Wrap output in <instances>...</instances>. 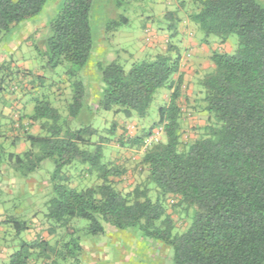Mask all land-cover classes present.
<instances>
[{
	"label": "trees",
	"instance_id": "trees-1",
	"mask_svg": "<svg viewBox=\"0 0 264 264\" xmlns=\"http://www.w3.org/2000/svg\"><path fill=\"white\" fill-rule=\"evenodd\" d=\"M46 1L0 0V40L38 16ZM93 2L64 0L49 24L46 68L71 65L64 73L71 88L65 114L47 99H35L32 111L26 113L23 102L17 113L9 111L5 116L3 108L12 110L14 102L32 89L20 84L21 71L17 84L11 86L16 69L12 60L0 65V129L16 132L13 146L21 141L28 144L21 153L8 154L6 171L27 178L45 161L53 165L42 218L49 239L23 240L8 254V243L1 238L7 232H0V264H30L34 255L44 264L60 260L79 264L82 237L104 235L108 227L133 230L142 239L170 247L173 264H264V8L257 0H176L177 9L167 14L169 39L164 51L135 61L128 70L117 60L98 63L101 97L96 111L122 114L125 120L135 117L141 125L156 92L162 88L169 92L158 108L157 121L132 137L118 139L123 148L142 150L137 165L145 174V183L123 193L113 180L122 177L125 169L103 162L110 139L89 123L81 124L86 96L81 74L93 50ZM184 20L201 34L200 42L206 46L213 42L210 38L220 44L232 35L237 38L234 51L210 52L211 68L195 83L197 105L192 107L205 114V125L194 128L196 136L185 142L182 129L191 112L181 94L182 47L174 42ZM128 22L120 15L107 22L105 32H116ZM34 80L41 85L42 77ZM75 124L80 126L73 128ZM33 126L37 133L30 131ZM157 129L160 137L149 140ZM75 163L95 177L93 185H69L63 171ZM169 198L177 201L172 213L177 212L186 225L192 214L181 233L174 232ZM78 220L85 225H75ZM0 227L19 236L30 230L31 222L10 215Z\"/></svg>",
	"mask_w": 264,
	"mask_h": 264
},
{
	"label": "rangeland",
	"instance_id": "rangeland-1",
	"mask_svg": "<svg viewBox=\"0 0 264 264\" xmlns=\"http://www.w3.org/2000/svg\"><path fill=\"white\" fill-rule=\"evenodd\" d=\"M63 2L64 0H47L38 16L20 23L0 40V65L12 60L16 66L13 82H10L11 86L17 84V72L21 71L18 78L20 84L26 85L27 89H32L22 98V101L26 103V113L32 111L35 99H47L62 114H65L66 106L71 101L70 84L67 81V83L64 82V73L71 65L63 63L55 69H49L46 68L47 60L44 57L46 40L50 35L49 24L59 13ZM168 2L169 0H94L90 12L93 50L81 74L86 92L84 118L81 119V124L89 123L104 137L110 139L105 145L103 162L112 161L125 169L122 177L113 180L115 187L123 193L129 192L135 185L145 183V174L139 171L137 165L142 150L123 148L118 144V139L132 137L140 131L141 127L148 128L158 120V108L164 104L162 93L165 89L162 88L156 92L147 116L140 120L141 125L133 120L135 117L125 120L122 114H114L112 111H96L101 97L97 65L117 60L125 70H128L135 61L164 51L169 39V32L166 28L170 24V19L167 14L177 9L176 0L173 4ZM257 3L264 8V0H257ZM120 15L128 17L127 25H122L116 32L106 33L107 22L118 20ZM178 15L181 19L184 18L181 11ZM145 28H149V32L145 33ZM179 28H181V23L178 25ZM195 35L199 38L201 34L196 30ZM159 37L162 38L159 39ZM178 39L177 37L174 42L177 43ZM210 39L213 42H219L216 38ZM228 44L231 48L229 52L234 51L237 45L235 35L229 37ZM34 77H42L41 85L39 81L34 80ZM32 81H34L33 84ZM20 96L21 92H18L17 98ZM19 102L17 99L13 109H8V111L17 113L20 110ZM199 121L202 119L196 118L192 113L185 118L182 129L183 142L194 139L197 133L194 127L199 124ZM79 126L75 124L73 128ZM36 128L33 126L31 132L35 133ZM111 128L114 129L112 134L108 132ZM0 132L2 135L0 137V214L3 213L0 221L2 222L6 216L18 215L31 222L30 230L19 236H15L14 230L10 228L5 227L1 231V233L7 232L6 237L2 235L1 238L2 241H7L10 248L8 254H10L17 250L19 243L23 240L31 241L37 237L49 239L47 226L42 222V218L45 212L44 203L50 196V177L53 165L50 161H45L35 173L27 178L13 176L7 171L8 178L3 180L4 171L7 170L4 160L8 154H19L28 149V144L23 143L21 147L13 146L11 139L15 137L14 131L8 132L3 126ZM82 168V165L75 163L72 167L64 169L63 172H66L69 178L70 186L85 188L95 183V177L87 176ZM150 196L152 200L155 199L153 192ZM176 203L175 198L167 199L168 213H172V208ZM176 213H172L177 227L174 232L181 233L190 224L192 214L189 215L186 225ZM75 225L83 226L85 222L78 220ZM80 244L82 251L79 264H173L170 247L142 239L133 230L119 231L108 227L104 235L83 236ZM30 264H44V262L42 258L34 255ZM55 264L76 263L72 260L66 262L60 260Z\"/></svg>",
	"mask_w": 264,
	"mask_h": 264
},
{
	"label": "crops",
	"instance_id": "crops-1",
	"mask_svg": "<svg viewBox=\"0 0 264 264\" xmlns=\"http://www.w3.org/2000/svg\"><path fill=\"white\" fill-rule=\"evenodd\" d=\"M169 2L173 4L175 0H169ZM185 24H187L186 20H184L181 23V28H179L177 32V35H178L177 37L179 38L178 42H180L179 45L180 47H182V59H181L180 72L183 74V84L181 86V94L184 99H188V101L184 100L183 102L184 106L187 107L188 112H191L193 116H196V118L202 119V121H199L198 122L199 124L196 125L194 128H201L205 125V122H204L205 114L201 111L197 113L195 112L194 108H192L197 105L196 103L197 90H196L195 83L197 79L202 75V72H206L211 68V65L208 59L211 51H221L220 49L223 48L224 52H229L231 48L229 47L228 42L220 44L219 42H216V41L211 42L210 46H206L205 44L200 42V38L196 37L195 29L192 26L190 27L188 24L185 26ZM161 38L162 37H159V39ZM168 93L169 92L167 90H165V92L162 93L163 101L167 100ZM18 101H20L18 104L19 107L22 108L23 107L22 97H20ZM7 111H8V108H3V114L5 116L9 114V111L8 113ZM38 131L39 129L36 128L35 133H37ZM14 135L15 136L17 135L16 132H14ZM23 143L24 142L21 141L17 144V146L21 147ZM3 175H4L3 180H6L8 178V172L5 170ZM2 214L3 213H1L0 216H2ZM1 231H3V228H0V232Z\"/></svg>",
	"mask_w": 264,
	"mask_h": 264
},
{
	"label": "built area",
	"instance_id": "built-area-1",
	"mask_svg": "<svg viewBox=\"0 0 264 264\" xmlns=\"http://www.w3.org/2000/svg\"><path fill=\"white\" fill-rule=\"evenodd\" d=\"M161 135V129H157L154 131V134L152 137H150L149 140H157Z\"/></svg>",
	"mask_w": 264,
	"mask_h": 264
}]
</instances>
